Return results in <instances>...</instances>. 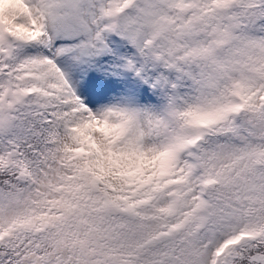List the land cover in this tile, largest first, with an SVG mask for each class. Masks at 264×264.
Instances as JSON below:
<instances>
[{
	"label": "snow or ice",
	"instance_id": "6c2138e0",
	"mask_svg": "<svg viewBox=\"0 0 264 264\" xmlns=\"http://www.w3.org/2000/svg\"><path fill=\"white\" fill-rule=\"evenodd\" d=\"M0 264H264V0H0Z\"/></svg>",
	"mask_w": 264,
	"mask_h": 264
}]
</instances>
